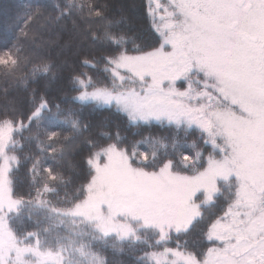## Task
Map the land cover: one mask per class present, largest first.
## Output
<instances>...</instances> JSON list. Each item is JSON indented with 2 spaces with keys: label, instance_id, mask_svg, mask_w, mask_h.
<instances>
[{
  "label": "snow or ice",
  "instance_id": "1",
  "mask_svg": "<svg viewBox=\"0 0 264 264\" xmlns=\"http://www.w3.org/2000/svg\"><path fill=\"white\" fill-rule=\"evenodd\" d=\"M108 9L37 3L0 48V264H264V0H148V47ZM69 20L102 51L80 60L96 77L71 72L70 103L171 137L129 146L30 87L70 67L44 55ZM197 225L206 250L184 239Z\"/></svg>",
  "mask_w": 264,
  "mask_h": 264
},
{
  "label": "trees",
  "instance_id": "2",
  "mask_svg": "<svg viewBox=\"0 0 264 264\" xmlns=\"http://www.w3.org/2000/svg\"><path fill=\"white\" fill-rule=\"evenodd\" d=\"M65 0H0V48L5 45H10L13 38L19 35L17 25L23 27V19L25 13L30 6L39 3L45 10L46 14L52 12V6L56 3L63 4ZM99 3H107L109 5V15L125 17L124 22L121 24V29L126 31L129 35L134 36L136 42L145 47L151 46L156 38V34L152 29L151 18L147 14L148 0H98ZM66 27L57 29L52 34V39L58 41L59 46L52 49H45L44 55L48 56L56 65H62L65 62L70 66L58 72L56 81L49 83L47 80L41 79L37 83L32 84L30 87L38 88L41 91L46 89L47 97L53 104H60L61 107H72L79 110V115L83 122L93 125V132L108 131L115 134L119 130L120 135L127 137L126 143L130 146L132 142L141 140L143 136H167L171 137L174 129L167 127L161 128L159 125H153L151 128L143 127L140 129L129 127L125 117H122L115 112L109 110H93L90 107H83L79 104L70 103L71 97L76 95L71 91V84L69 77L71 72L87 71L90 75L96 77L98 74L89 68L81 67L80 60L85 54L89 57H99L102 54L101 50L91 51L88 47L81 46L77 34L72 30L71 21L66 22ZM34 27V26H33ZM131 47V45H129ZM14 95L24 97V93L15 92ZM103 122L104 127L97 128ZM139 132L138 135L133 133ZM197 134L188 137V143L196 139ZM181 138L183 133H180ZM198 143H203L198 141ZM130 150V149H129ZM186 154H194V150L185 146L183 149ZM211 151L210 147L205 146L203 150L204 157L206 158L208 152ZM86 154V149L85 153ZM83 154L77 157V160L83 163ZM187 174H192L188 171ZM220 214L218 208H211L205 210V221L208 222V217L212 214ZM203 225H197L192 233L185 237L188 241L189 249L195 248L197 251L206 250L210 246L201 235V228ZM174 246V243L173 245ZM117 261L122 264H131L132 257L125 254L123 256H116Z\"/></svg>",
  "mask_w": 264,
  "mask_h": 264
}]
</instances>
